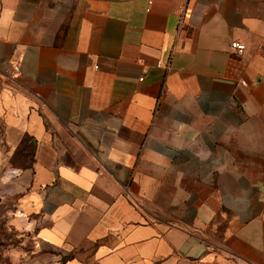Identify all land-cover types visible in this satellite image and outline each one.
Wrapping results in <instances>:
<instances>
[{"label": "crops", "instance_id": "crops-1", "mask_svg": "<svg viewBox=\"0 0 264 264\" xmlns=\"http://www.w3.org/2000/svg\"><path fill=\"white\" fill-rule=\"evenodd\" d=\"M4 204L55 264H264V0H0Z\"/></svg>", "mask_w": 264, "mask_h": 264}, {"label": "rangeland", "instance_id": "rangeland-1", "mask_svg": "<svg viewBox=\"0 0 264 264\" xmlns=\"http://www.w3.org/2000/svg\"><path fill=\"white\" fill-rule=\"evenodd\" d=\"M6 204L0 205V264H55L50 251L42 250L30 235L16 231L6 213Z\"/></svg>", "mask_w": 264, "mask_h": 264}, {"label": "built area", "instance_id": "built-area-1", "mask_svg": "<svg viewBox=\"0 0 264 264\" xmlns=\"http://www.w3.org/2000/svg\"><path fill=\"white\" fill-rule=\"evenodd\" d=\"M231 50L236 52L237 54H242L243 51L245 50V46L242 44H239L237 42H232L230 44ZM140 64H142V61H139ZM157 67H161L160 64H157ZM21 75V72L19 70V67L17 65H14L10 72L6 74V78L9 81H14L16 79H18ZM143 79H140L139 81L141 82ZM240 85L242 87H246V84L244 82H241Z\"/></svg>", "mask_w": 264, "mask_h": 264}, {"label": "trees", "instance_id": "trees-1", "mask_svg": "<svg viewBox=\"0 0 264 264\" xmlns=\"http://www.w3.org/2000/svg\"><path fill=\"white\" fill-rule=\"evenodd\" d=\"M64 261V260H63Z\"/></svg>", "mask_w": 264, "mask_h": 264}]
</instances>
